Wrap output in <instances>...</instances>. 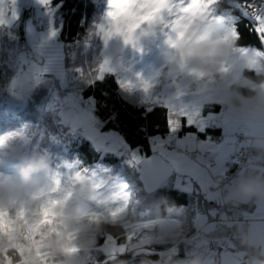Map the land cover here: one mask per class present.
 I'll return each mask as SVG.
<instances>
[{
	"label": "trees",
	"instance_id": "trees-1",
	"mask_svg": "<svg viewBox=\"0 0 264 264\" xmlns=\"http://www.w3.org/2000/svg\"><path fill=\"white\" fill-rule=\"evenodd\" d=\"M190 0H185V4ZM207 5L209 20L215 28L219 22L227 27V31L234 34V29L239 32V49H263L259 37L255 31L256 21L245 18L239 9L228 4L225 0H202ZM184 5H182L183 7ZM107 0H52L51 8L56 9V26L58 27L57 40L62 41L70 51H74L73 60L75 65L83 68L80 89L83 96H95L97 102V115L103 121V132L119 133L131 145L133 149L140 145L141 152L151 155L148 148V137L154 134L163 135L166 133V126L163 119L165 109L155 107L153 112H146V107L155 106L151 99L154 93H150V98L143 96L139 91L136 94L125 95V90L118 87L116 83L117 75L108 74L101 83L97 82L94 87L88 86V81L96 76L94 64L96 62V38H94V28L103 21L107 11ZM26 15V14H25ZM218 25V26H217ZM226 29V28H225ZM223 29V30H225ZM21 19L17 20L10 28H0V136L7 135V139L13 145L12 154H6L9 149L0 143V175H12L16 172L21 163V157H31L33 154H48L52 161L53 170L59 169L60 174L70 166V172H78L83 169L89 173L92 168L101 166L102 171L98 176L116 175L123 186L122 193L125 199H120L119 205L113 207L102 206L100 211L108 216L111 223L97 238L96 245L85 254L83 264H177L183 261H192L203 253L209 254L204 247L196 249L194 243L197 240L216 239L220 242L218 250L225 244L231 242L236 250H245L246 246L241 244L240 232L247 233L244 225H234L232 228L222 224H216L202 237H196L193 227L194 218L199 216H209L211 211L217 214L221 211L222 204L216 200L206 203L203 194L200 197L178 192L173 187H163L158 192L146 194L138 180V173L127 167L121 157L113 155H101L88 140L69 136L61 129L57 122L56 105L53 102L51 81L42 83L33 89L29 94L21 96L15 90H11V82L15 79L18 69V59L26 48ZM88 48L83 51V48ZM26 51V50H25ZM86 54H85V53ZM243 74L250 78L257 75V72L244 70ZM259 78H261L259 76ZM51 79H54L53 77ZM246 91L247 85L234 86ZM59 88L54 85V89ZM137 87H134V91ZM139 90L143 93L142 89ZM145 94V93H144ZM147 101V102H146ZM205 112L213 110L219 112L223 105L216 101L202 105ZM219 136V131L215 132ZM247 165L240 171L242 176L248 173L256 165L264 161L256 158V148L252 147ZM238 164L233 161L228 165L229 174H234L238 170ZM108 168V169H107ZM103 169H107L104 172ZM90 170V171H89ZM237 179V178H235ZM235 181L231 183L234 185ZM199 200V204H197ZM256 202L232 203L228 204L242 210L247 220L256 210ZM120 208L119 212H114L113 208ZM172 218L178 223V236L166 238L162 242H150V247L154 250L164 252L168 250L174 241H179L175 255L165 258L150 255H133L120 253L108 257L101 252L105 245V238L110 235L119 241L123 246L124 222H146L157 219ZM192 243V244H190ZM148 245V246H149ZM249 248V247H248ZM252 255L260 257V253L254 247H250ZM43 255V254H42ZM210 256L213 255L210 253ZM8 264H12L9 259ZM46 264V262H45Z\"/></svg>",
	"mask_w": 264,
	"mask_h": 264
},
{
	"label": "clouds",
	"instance_id": "clouds-1",
	"mask_svg": "<svg viewBox=\"0 0 264 264\" xmlns=\"http://www.w3.org/2000/svg\"><path fill=\"white\" fill-rule=\"evenodd\" d=\"M206 8L202 0H107L106 9L116 16L106 14L103 22L105 27L134 29L135 48L124 46L137 52L150 50L142 46L145 41L159 47L157 76L178 77L186 90L203 99L221 96L233 112L264 124V56L240 53V37L218 32L207 20ZM245 67L261 78L246 77L242 91L232 81ZM255 141L256 158L264 161V132H258ZM0 143L12 154L7 135L0 136ZM98 196L89 174L82 169L65 180L53 170L48 154H33L14 174L0 175V264L9 259L12 264H83L111 223L99 203L92 205ZM226 199L264 200V163L237 177ZM240 236L242 245L255 244L243 230ZM255 264H264V259Z\"/></svg>",
	"mask_w": 264,
	"mask_h": 264
},
{
	"label": "rangeland",
	"instance_id": "rangeland-1",
	"mask_svg": "<svg viewBox=\"0 0 264 264\" xmlns=\"http://www.w3.org/2000/svg\"><path fill=\"white\" fill-rule=\"evenodd\" d=\"M177 2H179V0H177ZM16 8L19 13V19H21V25L24 38L26 40L27 49H25L26 51H23V54H21L18 59V69L15 79L18 80V76L20 75L22 76V78L28 75L29 68L31 67L33 62L41 64L42 62L47 61L50 57L55 56L56 63L64 66L65 83L68 85L65 88H61L60 80L56 76H53L54 79L50 80V83L52 85V98L53 102L56 105L55 109L58 121L57 123L60 124L61 129L64 130L69 136L88 140L82 135L80 130L73 131L70 125L65 124L60 114L62 111L61 101L63 100L64 96H66L71 91H78V89H80L82 80L81 76H78L76 72L72 70L77 66L75 65V62L72 63L70 60H73L74 51H70V49L64 46V43L62 41H58L57 35L53 38L49 37V32L52 28H55L58 33V27L56 26V9L51 8L50 15L48 9L43 5H40L37 0H17ZM205 11L207 13V20L212 18V16L208 17L207 8L205 9ZM259 15H264V8L259 12ZM16 22H14L13 24H15ZM212 24H216V22ZM101 25H104L103 21L100 25L97 24L94 28V38H96V51L94 52V55L96 56V62L94 64L95 68L93 69V71H95V74H98L99 66L105 61V59H108L110 61V67L116 69L115 75H117V77L125 82L131 81L137 87L135 91L134 89H132L131 91L123 89L125 90L123 92H125L126 96L131 94L138 95L136 93V90L137 92L139 91L140 94H143V96H146L144 92L142 93L139 90V88H141V81L140 79H138L137 74H140V76L144 79L151 80L153 84L150 93H154V96L151 99V102L154 105L157 103V97L159 98V103L163 104L171 102L176 109H192L195 107H201L205 103L214 101L222 104L225 114L231 117L234 121L241 123L242 125H248L247 135L244 137H240L242 146L237 149V152L233 157V161H236V163L238 164V170L236 173L237 176L242 174L240 172L241 167H245L247 165L246 161L249 158L250 151L256 143L255 136L258 132H264V124H260L247 119L243 117L239 112H233L228 106H226L225 100L221 96H213L210 99H203L193 92L186 90L184 88L183 82L178 77L172 75L157 76L156 73L161 67L159 47L151 44L148 41H145L142 46L150 50L137 52L135 49L124 46L123 40L120 38H113L109 40L107 44H105V41L102 38L103 34L100 32ZM218 25V27L222 28L221 30H217L221 34L229 32L227 31L228 29L223 23L219 22ZM87 49L88 48L84 47L83 51ZM239 51L240 53L245 55H255L256 57L264 56L257 55V49H248L247 51H242L241 49H239ZM261 51H264V48L261 49ZM245 70H249L248 67H245ZM250 78L253 80L260 79L257 75H252ZM232 84L233 86L247 85L246 76L243 74V72L236 74V76L233 78ZM54 85L59 88L54 89ZM33 89L27 92H21L20 89L17 88L16 91L18 92V94H21V96H24L29 94ZM127 92H130L131 94ZM89 143L97 150V148L91 141H89ZM97 151H99L101 155L109 154L116 157H121L124 159L123 163L127 167H130V169L132 168L137 173L139 172L136 167H132L127 163L128 156L126 153L112 151L106 152L104 150ZM26 158L29 157L22 156L21 162ZM65 166H67L68 168L63 171L64 175H62L64 176L65 180H68L76 172H70V166L68 165V163H66ZM101 168V166H96L92 168L91 171L89 170V173H87L93 178L94 186L96 187V190L99 194L98 200L92 202V205L95 206L96 203H99L101 207H113L115 205H119V198L115 194L122 192L123 185L116 175L110 177L102 174V177L98 176L102 171ZM107 169H103L104 172H107ZM57 171L60 172L59 169H57ZM228 171L224 176L217 179L216 185L214 187V199H216L219 203L225 201L222 204L223 207H221V211L218 212V214L215 212V215L211 214V218H214L213 220H211L209 216L204 217L197 215L193 220V227L195 229L194 236L202 237L205 231H208L216 224H222L224 226H228L229 228H232L237 224L236 222L232 221L234 214L232 208L234 207L233 205L228 204L227 201L229 200L226 199L229 191L233 187V184L231 185V183L236 180L234 178V174H229ZM113 209H115L113 210L114 212L120 211V208L118 209V207ZM11 214L12 213L10 211V215ZM155 223L161 224V229L159 232H153L152 234H146L136 239H132L133 234L131 231H141ZM243 223H245V221H242L240 225H243ZM123 228L125 231L126 240V247L124 248V250L126 253L131 252L133 255H150L147 254L145 250L149 248L152 249L149 245L151 241L156 243L162 242L166 238H175L179 234L178 223L175 219L172 218L157 219L146 222L140 221L136 223L135 221L124 222ZM130 234L132 236L131 238H129ZM247 234L250 235L251 238L255 241V244L251 247H254L259 251L261 258L253 256L250 247H246L245 250L235 251L233 244L231 242H228L221 250H218V246L216 250H214V252L211 251L213 257L209 255L210 253H203L201 256L195 258L194 260L199 261V264H240L244 259H248L253 264H255L256 260L264 259V200H257L256 210L254 214L249 218V224L247 225ZM211 241L217 240H197L194 243V246L196 249H202L204 247L207 249ZM178 243L179 241H174V243L171 244L169 248H167L168 250L164 252L154 249L153 250L155 251L157 256L163 258V260L165 258V260L167 261L170 254H176L175 251ZM121 251L122 249L117 247L115 239L110 235H107L105 238V245L102 247L101 252L108 257H112L120 253ZM160 253H162V255ZM177 264H191V261H183Z\"/></svg>",
	"mask_w": 264,
	"mask_h": 264
},
{
	"label": "snow or ice",
	"instance_id": "snow-or-ice-1",
	"mask_svg": "<svg viewBox=\"0 0 264 264\" xmlns=\"http://www.w3.org/2000/svg\"><path fill=\"white\" fill-rule=\"evenodd\" d=\"M37 2L47 8L51 15L52 0H37ZM16 3L17 0H0V28H10L19 19ZM107 15L115 19L116 13L109 11ZM255 20L256 34L261 44H264V15H256ZM100 32L103 34L105 44L114 37H120L124 45L132 44L135 48L134 29H125L119 25L114 27L101 25ZM234 34L240 37L235 29ZM56 35L57 30L52 28L49 37L53 38ZM241 50L248 49L242 47ZM256 54L264 55V51L257 49ZM72 70L78 76L83 75V68L80 66ZM115 72L116 69L110 67V61L105 59L99 66L98 74L88 81V86L94 87L97 82L102 83L108 74L115 75ZM53 76L59 78L61 88L68 86L65 83L64 66L56 63L55 56L41 64L33 62L28 75L19 81L13 79L11 90L15 93L19 88L21 92H27L42 83H47ZM137 77L141 81L142 91L150 98V90L153 87L151 80L144 79L140 74H137ZM116 83L122 90L131 91L136 87L131 81L125 82L119 77L116 78ZM156 100L155 106L146 107L145 111L153 112L155 107L165 109L163 119L166 133L163 135L157 133L148 137L150 156L147 152L140 151V145L133 149L119 133L101 130L104 122L96 114L98 109L95 96L85 97L80 91L69 92L61 101L60 114L65 124L70 125L73 131L80 130L97 150L126 153L127 163L140 171L146 190L174 187L176 191L190 196L200 197L203 194L206 203L214 202L216 181L227 173L228 165L233 162L237 149L242 146L240 137L247 135L248 125L234 121L224 113L223 109L219 112L211 109L205 112L203 106L176 109L171 102L161 104L158 102V97ZM217 130L218 137L215 136ZM115 195L125 199L122 192ZM211 214L215 215V211L212 210ZM116 243L117 247L122 249L120 254L123 255L125 251L123 246L119 241ZM145 251L147 254H156L150 248Z\"/></svg>",
	"mask_w": 264,
	"mask_h": 264
},
{
	"label": "built area",
	"instance_id": "built-area-1",
	"mask_svg": "<svg viewBox=\"0 0 264 264\" xmlns=\"http://www.w3.org/2000/svg\"><path fill=\"white\" fill-rule=\"evenodd\" d=\"M230 3L236 5L237 7H239L247 16L251 17V18H255V16L264 8V1H254L255 5L253 7H251L250 5V0H228ZM244 167V166H242ZM241 167V168H242ZM237 173V172H236ZM234 173V177L237 176V174ZM233 211V218L232 221L233 222H237V221H242V217H241V213L236 212L234 210ZM219 242L218 241H211L209 243V250L210 251H214L216 249V247L218 246ZM242 264H253L250 260H245Z\"/></svg>",
	"mask_w": 264,
	"mask_h": 264
},
{
	"label": "bare ground",
	"instance_id": "bare-ground-1",
	"mask_svg": "<svg viewBox=\"0 0 264 264\" xmlns=\"http://www.w3.org/2000/svg\"><path fill=\"white\" fill-rule=\"evenodd\" d=\"M254 1H257V0H250V6L253 7L255 5V2ZM259 1H264V0H258ZM161 229V224L160 223H155L153 225H151L150 227L144 229V230H138V231H131L132 232V239H136L140 236H143V235H146V234H152L153 232H159Z\"/></svg>",
	"mask_w": 264,
	"mask_h": 264
},
{
	"label": "water",
	"instance_id": "water-1",
	"mask_svg": "<svg viewBox=\"0 0 264 264\" xmlns=\"http://www.w3.org/2000/svg\"><path fill=\"white\" fill-rule=\"evenodd\" d=\"M22 79V76L20 75V76H18V80L17 81H19V80H21ZM139 174H138V180H139V183H140V185L142 186V189H143V191L146 193V194H148V195H152V194H154V193H156V192H158L159 190H146V188H145V186H144V184H143V182H142V180H141V174H140V171L138 172Z\"/></svg>",
	"mask_w": 264,
	"mask_h": 264
},
{
	"label": "crops",
	"instance_id": "crops-1",
	"mask_svg": "<svg viewBox=\"0 0 264 264\" xmlns=\"http://www.w3.org/2000/svg\"><path fill=\"white\" fill-rule=\"evenodd\" d=\"M214 200H216V199H214ZM217 201V200H216ZM217 203H219L218 201H217ZM223 203V202H222ZM222 203H220V204H222Z\"/></svg>",
	"mask_w": 264,
	"mask_h": 264
}]
</instances>
